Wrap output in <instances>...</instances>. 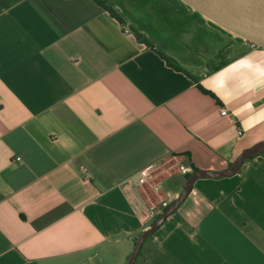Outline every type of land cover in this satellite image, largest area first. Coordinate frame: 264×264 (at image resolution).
Instances as JSON below:
<instances>
[{"label": "crops", "instance_id": "0c3cea01", "mask_svg": "<svg viewBox=\"0 0 264 264\" xmlns=\"http://www.w3.org/2000/svg\"><path fill=\"white\" fill-rule=\"evenodd\" d=\"M140 3L0 0V264H127L140 206L264 139V46ZM138 264H264L263 152L196 179Z\"/></svg>", "mask_w": 264, "mask_h": 264}, {"label": "water", "instance_id": "95a60500", "mask_svg": "<svg viewBox=\"0 0 264 264\" xmlns=\"http://www.w3.org/2000/svg\"><path fill=\"white\" fill-rule=\"evenodd\" d=\"M190 7L221 27L264 46V0H182ZM264 152V139L244 149L230 166L220 171L196 169L188 178L182 193L159 217L145 228L137 238L127 264H135L138 254L148 238L173 213L192 190L196 179L217 178L236 174L251 156Z\"/></svg>", "mask_w": 264, "mask_h": 264}, {"label": "built area", "instance_id": "2783aa9c", "mask_svg": "<svg viewBox=\"0 0 264 264\" xmlns=\"http://www.w3.org/2000/svg\"><path fill=\"white\" fill-rule=\"evenodd\" d=\"M253 45H259L255 42H252ZM222 115H229L228 111L226 109H222L221 111ZM22 158L21 157H16V161H21ZM156 167L154 165L152 166H148V167H145L143 169H141L138 173V179H137V182L135 185H130L128 186L127 190H128V193L131 194L133 197H135V190L140 187V186H143L144 184H146L150 178L152 177V174L153 172L155 171ZM181 170L183 172H187L188 168L185 167V166H181ZM141 212H142V215H143V223L144 225L146 226V223L149 221V220H152L154 217H155V213L153 210L151 211H146L145 209H143L141 206ZM149 224L146 226L148 227Z\"/></svg>", "mask_w": 264, "mask_h": 264}, {"label": "rangeland", "instance_id": "374dc122", "mask_svg": "<svg viewBox=\"0 0 264 264\" xmlns=\"http://www.w3.org/2000/svg\"><path fill=\"white\" fill-rule=\"evenodd\" d=\"M142 0H108V3L111 5L112 8L117 10L121 15H125L124 12H129L130 14L137 13L140 5H142L140 2ZM162 1V2H160ZM165 2L166 4H174V5H188L182 0H150V5L152 4H163ZM149 4V3H148ZM164 210V209H163ZM162 210V211H163ZM153 222V220L150 222V224ZM149 224V225H150Z\"/></svg>", "mask_w": 264, "mask_h": 264}, {"label": "trees", "instance_id": "16d2710c", "mask_svg": "<svg viewBox=\"0 0 264 264\" xmlns=\"http://www.w3.org/2000/svg\"><path fill=\"white\" fill-rule=\"evenodd\" d=\"M96 2H97L98 4H100L102 7L106 8L107 10H109L110 13L116 15L115 12L113 11L111 5L108 3V0H96ZM263 154H264V152H263ZM253 156H254V155H253ZM253 156H251V157H253ZM251 157H250V158H251ZM195 170H196V169H195ZM195 170H194V171H195ZM190 175H191V174H188V178H189ZM164 209H165V208H164ZM159 214H160V213H159ZM159 214H156V215H155L153 221H155V220L159 217ZM153 235H154V233L151 234V235H149L148 238L146 239V241L144 242V244H143V246H142V248H141V250H140V252H139V254H138V257H137V259H136V261H135V264H138L139 260L143 257V255H144V247H145V245L151 243V241H152V239H153Z\"/></svg>", "mask_w": 264, "mask_h": 264}]
</instances>
